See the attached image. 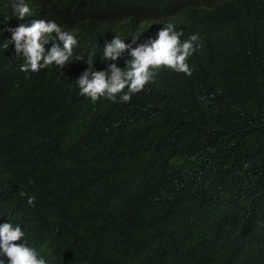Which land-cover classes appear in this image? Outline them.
I'll list each match as a JSON object with an SVG mask.
<instances>
[{
    "label": "trees",
    "instance_id": "obj_1",
    "mask_svg": "<svg viewBox=\"0 0 264 264\" xmlns=\"http://www.w3.org/2000/svg\"><path fill=\"white\" fill-rule=\"evenodd\" d=\"M38 1L80 28L85 60L21 72L0 0V223L47 264H264V0ZM168 23L200 37L190 77L161 67L127 103L80 95L75 67L113 63L105 40Z\"/></svg>",
    "mask_w": 264,
    "mask_h": 264
},
{
    "label": "clouds",
    "instance_id": "obj_2",
    "mask_svg": "<svg viewBox=\"0 0 264 264\" xmlns=\"http://www.w3.org/2000/svg\"><path fill=\"white\" fill-rule=\"evenodd\" d=\"M12 5L11 17L7 18L3 28V50L14 60L23 58L20 71L24 73L39 72L50 66H58L61 70L69 61L85 58L76 55L78 29L63 28L52 19L43 16L41 3L38 0H1ZM157 34V33H156ZM183 30L177 31L173 23L166 24L159 30L155 39L138 43L140 35L133 36L130 43L120 36L105 40L101 45V61H112L103 70H94V54L86 59L88 67H75L82 74L76 79L81 96L95 103L100 98L113 102H130L132 96L142 92L154 82L157 70L161 67L171 69L186 76L193 74L188 58L201 47L198 34H192L182 40ZM128 53L131 59L125 60V67L117 66L116 61ZM126 90V91H125ZM26 196V192H20ZM35 197L28 196L27 203L34 205ZM25 232L21 226L6 221L0 223V255L7 258L8 264H47L38 250L25 240ZM0 264L4 261L0 259Z\"/></svg>",
    "mask_w": 264,
    "mask_h": 264
}]
</instances>
